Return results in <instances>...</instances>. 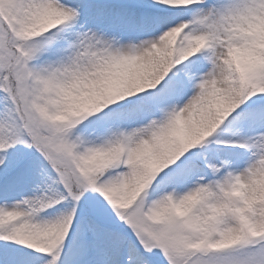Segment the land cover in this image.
<instances>
[{"label":"snow or ice","instance_id":"1","mask_svg":"<svg viewBox=\"0 0 264 264\" xmlns=\"http://www.w3.org/2000/svg\"><path fill=\"white\" fill-rule=\"evenodd\" d=\"M0 264H264V0H0Z\"/></svg>","mask_w":264,"mask_h":264}]
</instances>
